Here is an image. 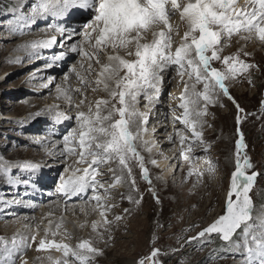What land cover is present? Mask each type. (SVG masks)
Listing matches in <instances>:
<instances>
[{"label":"snow or ice","instance_id":"snow-or-ice-1","mask_svg":"<svg viewBox=\"0 0 264 264\" xmlns=\"http://www.w3.org/2000/svg\"><path fill=\"white\" fill-rule=\"evenodd\" d=\"M25 6L19 5L21 12ZM76 17L83 18L84 22L73 27L70 22ZM49 18L54 22L46 24L44 31H55L62 39L59 40L61 50L51 57L47 66L52 67L65 60L69 53L80 57L77 64L64 74V86H55L57 99L66 101L68 109L60 110L59 105H51L33 116L47 113L53 128L72 119L76 122L75 127L58 142L62 143V148L57 149L54 145L49 150L46 140L34 141L43 146L46 155L54 160L75 157L54 181L55 194L63 201L65 212L68 202L77 198L80 203L73 204V209L78 206L80 212L87 215L86 206H91L98 213L99 219L91 223L92 232L101 240L105 239V233H108V239L112 238L110 230L113 223L123 217L108 218L117 207L109 203L111 191L127 182L131 191L138 192L134 166L140 169V179L151 184L149 169L145 157L137 149V141L146 151H152L153 142L143 137L147 134L150 114L160 102L166 74L173 69L179 78L178 83L183 85L180 96L171 97L179 100L171 109L174 133L181 145L179 158L188 163V176L195 174L197 184L203 183L205 174L215 177L217 165L207 156L210 145L205 146L207 142L203 134L205 125L211 127L206 119L210 115L209 106L217 104L221 95L235 103L228 82L246 77L251 83L250 70L257 68L256 64L242 58L251 55L243 50L244 44L231 55L222 53L231 45L233 38L237 43L258 41L264 45V0H34L30 12L16 18L19 27H10L9 31L13 35L19 31L23 35L24 29L37 20L47 21ZM173 18H178V23H172ZM73 37L81 39L73 41ZM57 42L53 36L20 44L16 51H23L31 58ZM10 62L21 63L22 58L17 56ZM217 63L220 67L215 66ZM73 76L79 87L69 86ZM53 82L54 78L50 77L43 87L49 88ZM89 90L106 95L90 102L86 96ZM74 94L81 97L78 103L74 101ZM141 100L146 101L147 111L140 110ZM85 104L87 111L81 110ZM236 107L238 138L235 140L234 170L230 174L223 214L189 241L206 234H218L230 250L241 253L243 264H264V208L256 213L250 196L259 173L255 171L239 129V113L243 109L238 104ZM73 108L76 109L74 117L68 114ZM260 108L264 114V100ZM177 121L183 125L182 129L175 128ZM197 146L202 148L204 156L193 155ZM197 159L203 160L206 168L194 170L193 161ZM148 163L159 166L155 159ZM47 166L30 160L10 163L0 158V180L10 186L18 187L23 183L26 188L37 190L33 177L38 180V174ZM13 169H19L28 178L21 181L12 175ZM109 174L111 182L101 179ZM89 191L91 195H87ZM131 191L127 200L140 205L142 195L140 199H134ZM149 191L160 203L154 190L149 188ZM129 211L124 209L126 214ZM52 225L53 221L48 220V226L43 229L44 236L39 239V225L31 236L19 232L11 238L0 236V264H16L17 257L20 264H28L23 254L33 246L38 253L50 250L61 253L55 259L47 256L51 264H92L97 256L103 254L91 239H81L75 246L66 242L71 238L66 229L63 233L65 239L57 242L55 237L62 228L63 216L55 223L56 230H52ZM157 227H162L159 221ZM158 255L159 249H153L151 255L142 258L138 264H148L149 261L159 264Z\"/></svg>","mask_w":264,"mask_h":264},{"label":"rangeland","instance_id":"rangeland-1","mask_svg":"<svg viewBox=\"0 0 264 264\" xmlns=\"http://www.w3.org/2000/svg\"><path fill=\"white\" fill-rule=\"evenodd\" d=\"M33 2V0H0V158L6 159L10 163L30 160L32 162L40 161L46 165L49 164L43 170L51 174L50 179L52 184L50 183L51 187L49 189L51 192L55 191L54 181L58 178V174L63 171V167L66 164H71L75 160V157H68L66 160H54L52 157L49 158L46 153L35 154V156L30 154L14 156L10 154L14 148L16 149L21 145L30 149L36 148L38 151L41 150L42 147H36V145L31 144H34L33 142L38 137L45 136L51 137V140L47 143L49 150L54 145L57 149L63 147L62 143L58 142L62 141L63 135L68 130L75 127V120L72 119L69 122H65L59 129L51 126L50 129L53 131H51L52 134L50 135L48 131L39 132L33 127V125H37L35 127H41L47 123L51 124V118L47 113L40 117L33 118V116L37 111H41L51 105H59L60 110L66 111L68 109V104L63 99L56 100L50 98L54 93L53 89L43 92L42 87L48 83L50 77L54 78L52 86H56L58 79L64 80V74L68 72L69 67L77 64L80 57L76 54L69 53L65 59L67 60L65 63L66 66L61 69L63 74L49 76L55 73V71H48L41 74L45 67H40V65H47L49 63L47 61L49 58L42 56V50L38 55L31 58L24 52H22L23 55L20 51H16V46L20 44L51 39L53 37L51 34L55 33L52 32L50 34L47 32L45 34L46 36L42 37L40 32L46 28L47 24L42 20H37L30 27L25 28L23 35L19 34V31L15 35L9 31L10 27H19L16 18L28 14ZM20 4H26L22 12L19 9ZM51 22L53 23L54 21L52 20ZM172 23H178V18H173ZM182 33L183 29L181 28L180 34L182 35ZM39 35L40 37H38ZM35 37L37 38L35 39ZM79 39L81 38L78 37L77 40ZM176 39L178 40V37ZM59 40H61V37L57 38V41ZM57 44L59 45V42ZM57 44L54 47L61 49L60 45L57 46ZM241 44H244L243 50L251 54L250 56L242 58L249 63L257 65L256 69L250 70L251 83L248 82L246 77L229 81L230 95L234 98L235 103L221 95L217 104L209 106L210 115L206 119L211 127L205 125L203 129L204 139L207 142L205 146L210 145L207 156L217 165L215 177L210 178L209 176H205L207 175L205 174V178L204 176L202 177L203 183L197 184L196 175L194 174L189 177V165L186 166L187 162L179 158L178 149L181 148L179 138L175 135L174 130L170 129L173 122L171 109L177 106L179 100L172 99L171 97L175 95L174 97L178 98L183 85L178 83L179 78L173 69L166 74L170 82L165 83L164 94L162 93L160 96V102L162 101L161 103L164 106L161 107L159 105L160 103H158L152 110L147 124V134L143 137L145 140L152 141L154 145L157 144L160 146L159 140L169 139L171 136V143L162 147L166 155L160 151L153 153V150L149 153L137 141V149L145 157L146 166L149 169L151 184L140 179V169L134 166L133 172L136 178L138 192L131 191L127 182L122 185V188L117 186L111 191V200L109 203L116 204L117 207L112 210V213H109L108 218L113 220L116 215L123 217L119 222L113 223L110 230L111 239L107 238L108 233H105V239L101 240L92 232L91 223L94 220H98L99 216L94 211V213H88V209L86 208L87 215L81 213L79 210V212L71 217L75 218L72 219L73 222L62 225V228L55 237L56 240L65 239L63 233L65 229L67 231L68 229L63 226L69 227V230L73 232L71 234L68 231L71 234V238L67 239V241L71 245L75 242L73 243L75 246L81 239L93 240L94 246L103 250V254L95 258L94 264H138L142 258L149 257L153 249H159V255L156 258L159 264H239L236 262H240V258L243 259L241 253H235V250H230L227 243L222 241L218 234H212L210 236L206 234L207 238L203 240V244H200V242L204 237H199L191 241H189V238L197 237V234L203 228L207 227L219 215L223 214L229 178L231 172L234 170L235 140L238 138L237 104L240 109H243L239 113L241 116L239 129L247 145L246 151L251 157L255 171L259 173L250 196L253 199L256 213H259L264 206V114H261L260 108L261 101L264 100V45H261L258 41H249L246 44L243 41L237 43L236 38H233L231 45L224 49L222 55H231L240 48ZM47 51H50V49H47ZM18 54H22L20 56L22 62L11 63L10 57L17 56ZM38 58L44 59L37 60ZM215 66L220 67V64L217 63ZM37 74H40L42 78H36ZM73 84L79 87L74 77L71 78L69 86ZM99 93H102V96L106 95L105 93L103 95V92L93 93L91 90L87 91V97L91 94L87 98L88 101L94 102L93 98H96ZM14 95L18 96L14 100L16 106L8 107L10 103H6L3 100L13 101ZM76 98L78 99L77 101ZM80 98L79 95L74 94L75 102L78 103ZM20 101L23 102V107H18ZM145 103L146 101L142 102L141 100L139 105L141 111H147L144 106ZM81 110L87 111V105L85 104ZM75 111L76 109L73 108L68 114L74 117ZM155 112L160 116L158 114L155 115ZM29 121H32L34 124L31 126L28 125ZM176 124H178L176 129L183 128V125L179 124L178 121ZM29 127L31 129H28ZM160 134L162 135L160 136ZM187 135L190 136L191 134L187 133ZM170 153H172V156L169 158L168 155ZM193 155L201 157L205 153L198 146ZM163 156L167 157L163 158ZM150 159L157 160L159 166L148 163ZM165 160V164L160 165V162ZM84 166L80 165V167ZM193 167L194 170H203L206 168V163L203 160L200 161L197 159L193 161ZM13 171L17 174L15 169ZM104 171L106 172L107 169L105 168ZM106 176L108 177H101V179L111 182L110 174ZM42 177L43 175L40 178L42 179ZM157 177L162 178L157 179ZM206 178L209 181H206ZM5 182L0 180V223L1 221L12 218L22 219L25 213H29L23 212V210H20L21 213L18 216L8 213L11 212L10 208L13 207L12 202L15 201L13 195L19 197L21 200L24 199L21 197V193L17 192V190L24 188L20 185L18 187H11ZM194 184L196 185L195 187H193ZM149 188L154 190L155 196L159 199L160 203L156 202V198L153 197V193L149 191ZM199 190L202 191L198 192ZM130 191L134 199H140L142 195L143 199L140 205L137 206L127 200L126 197ZM23 194H26V192ZM87 195H91V192L89 191ZM201 198L205 200L203 203L200 201ZM75 203L79 204L80 201L77 200ZM42 207V205L37 206L30 211L32 215L39 217L36 218L33 224H36V227L39 225V230L41 231L43 227L42 219L48 217L47 214H43ZM124 209H129V213L126 214ZM38 219L40 221H37ZM157 221H159L162 227H157ZM27 224L30 230L35 231L34 225L30 222ZM45 224L48 226V221ZM81 224L85 226L80 227ZM17 226L15 227L16 231L21 228L20 225ZM15 230L14 232L16 233ZM52 230H56L54 224L52 225ZM8 232H10L9 227L0 226V236L11 238L13 233L7 234ZM40 235L44 236V232ZM69 240L71 241L69 242ZM50 252L55 258L59 254L55 250H50ZM41 253H44V251L38 253L35 251V246H33V248H29L23 255L29 264H51L44 259L45 256L40 255ZM37 257H40V259H37ZM223 259H226V261L222 262ZM16 264H20L19 257L16 258Z\"/></svg>","mask_w":264,"mask_h":264},{"label":"bare ground","instance_id":"bare-ground-1","mask_svg":"<svg viewBox=\"0 0 264 264\" xmlns=\"http://www.w3.org/2000/svg\"><path fill=\"white\" fill-rule=\"evenodd\" d=\"M34 1V0H33ZM17 15V14H16ZM78 19V20H77ZM42 21H45V20H42ZM52 20H51V18H49L47 21H45V23H49V22H51ZM84 22V20H83V18H81V17H76V18H74V20L73 21H71L70 23L72 24V26L73 27H76V26H78V25H80V24H82ZM52 23V22H51ZM47 32H49L50 34L53 32H55V31H44V29H42V31L40 32V34H41V36L42 37H44V36H46L45 34H47ZM37 34V33H36ZM55 34V35H54ZM54 34H51V36H56V38H59V37H61L60 36V34L59 33H54ZM38 37H40V35L38 36ZM37 37H35V39H36ZM77 38L78 37H73V41H76L77 40ZM61 39H62V37H61ZM32 41V40H31ZM29 42V41H28ZM59 42V41H58ZM57 42V43H58ZM26 43V42H25ZM244 43V42H243ZM57 46H59L58 44H57ZM17 47V46H16ZM260 47H262L261 45H260ZM61 49H58V48H55L54 46L52 47V48H50V51H47V49H45V50H42V56L43 57H46L47 56V58H49V60H47L49 63L51 62V57L55 54V53H57V52H59ZM23 51H20V53H22ZM23 54V53H22ZM22 54H18L17 56H21ZM121 54H123V53H121ZM24 55V54H23ZM16 55H14V56H11L10 57V60H14L16 57H17ZM38 57V56H37ZM44 58H38L37 60H43ZM36 61V60H35ZM66 61L67 60H63V61H61V62H58V64H56V65H54V66H52V67H48L47 65L49 64V63H47V65H44V64H42V65H40V67H45V69L42 71V73L41 74H43V73H46V72H48V71H55V73H53V74H51V75H49V76H53V75H55V74H63V71L61 72V69H63V67H65L66 66ZM68 64V63H67ZM43 76V75H42ZM39 77H40V74H37V76H36V78H38L39 79ZM74 77V76H73ZM35 78V79H36ZM40 78H42V77H40ZM75 78V77H74ZM58 83L57 84H63L62 86H64V80L63 79H58V81H57ZM166 82H170L169 81V79L166 77ZM172 82V81H171ZM168 84V83H167ZM53 84H51L50 85V87L49 88H44L43 89V87H42V91L43 92H46V91H49V90H54V93L50 96V98H52V99H56V100H62V99H57V93H56V88H54L55 86H52ZM165 86H166V84H164V87L162 88V91H161V95H162V93L164 94V88H165ZM70 87H72V88H74V87H76V86H74V84L73 85H70ZM90 91V90H89ZM174 93V92H173ZM13 94V93H12ZM92 94V93H91ZM91 94H89V96L91 95ZM78 95V94H77ZM103 95H104V93H103ZM88 96V97H89ZM175 96V95H174ZM87 97V98H88ZM101 98V97H104V96H102V93H99L98 95H97V97L94 99L93 98V100L95 101L97 98ZM16 98H18V96L17 95H14V98H13V101H6L5 99L3 100L4 102H6V103H10L9 105H8V107H15L16 106V103H14V100L16 99ZM26 100V99H25ZM78 99L76 98V101H77ZM142 102H145L144 100H142ZM162 102V101H161ZM161 102H159L160 104V106L162 107V106H164V104L163 103H161ZM87 105V104H86ZM24 105H23V102H21L20 101V104H18V107H23ZM155 111V110H154ZM158 113H156L155 112V115H157ZM158 116H160L159 114H158ZM162 117V116H161ZM32 124H34V123H32V121H29V124L28 125H32ZM45 125V126H44ZM43 126H38V127H35V126H37V125H33V127L37 130V131H39V132H42V131H48V132H51V131H53L52 129H50L51 128V126H52V123L51 124H49V123H47V124H44ZM62 125H64V123H62V124H60V125H58V126H56L55 127V129H59L60 128V126H62ZM166 126V125H165ZM178 126V124H175V128ZM164 127V126H163ZM33 128V129H34ZM28 129H31L30 127L28 128ZM170 129L171 130H174V126H173V122H172V124H171V127H170ZM57 132V131H56ZM45 134V133H44ZM162 134H160V136H161ZM164 137V136H163ZM38 139H42V140H46L47 141V143L51 140V137H48V136H45V137H41V138H39L38 137ZM55 142V141H54ZM57 142V141H56ZM159 143H160V146H158L157 144L156 145H154L153 147H152V152L154 153V152H158V151H160L162 154H165L164 153V151H163V146H166V145H168L169 143H171V139H165V140H159L158 141ZM34 143V142H33ZM31 145H36V147H42L41 148V150H37L36 148H33V149H30V148H26V147H24L23 145H21L20 147H17L16 149L14 148L12 151H11V154L10 155H18V156H21V155H28V154H30V155H34L35 156V154H45V149H44V147L43 146H41V145H38V144H31ZM198 147V146H197ZM165 149V148H164ZM37 150V151H36ZM169 152V151H168ZM197 152V151H196ZM6 155V154H5ZM159 155V154H158ZM166 155V154H165ZM198 155V154H197ZM172 156V153H170L169 155H168V157L170 158ZM49 157V156H48ZM165 157H167V156H163V158H165ZM50 158V157H49ZM176 158V157H175ZM162 159V158H161ZM168 159V158H167ZM200 161H202V160H200ZM37 162H40V161H37ZM165 162H166V160L165 161H163V162H160V165H162V164H165ZM41 163V162H40ZM185 163V162H184ZM49 165V164H48ZM186 166H188V163H186ZM199 168H201V167H199ZM16 171H17V174L16 173H14V171H13V173H12V175L13 176H15V177H17L18 179H20L21 181H23V180H25V179H27L28 177H27V175L26 174H22V173H19L18 174V172H19V169H15ZM43 175V177H42V179L41 178H39L38 180H37V177H33V180L34 181H36V183H37V190H33L31 187H25V185L23 184V183H21L20 184V186H22L24 189H22V190H17V192L18 193H21V197L22 198H24L23 200H21L19 197H17V196H15V195H13V199L15 200L14 202H12L13 203V207L12 208H10V210H11V212H8V213H10V215H16V216H18V214L19 213H21L20 212V210H23V212H29V213H25L22 217V219H19V218H12V219H9V220H4V221H1V223H0V226H2V227H6V228H8L9 227V231L10 232H8L7 234H11V233H13V235L14 234H16V233H22V234H24V235H27V236H30L31 234H33V232H36L37 231V227H36V224H33L34 223V221L36 220V218L38 217H36L35 215H32L31 213H30V211H32V209L33 208H36L37 206H43L42 208H43V210H42V212H43V214L45 215V214H49V213H52V215H48V217H45L44 219H42L43 220V227H42V231L41 230H39V232H38V239L39 238H41V237H43V236H41L40 234L43 232V229L47 226L45 223H47V221L48 220H52L53 221V224L55 225V223H57V222H59L60 221V218L63 216V225L65 224H69V223H71V222H73L72 221V219H75V218H71V217H73V215H75L77 212H79V207L77 206L75 209H73V207H72V205L73 204H76L75 203V201H77L78 199L77 198H73L71 201H69L68 202V206L67 207H69V208H67V211L65 212L64 211V203H63V201H61L59 198H58V196L55 194V191H49V189H50V187H51V185H50V183H51V177H50V175L51 174H49V173H46L44 170H43V172L41 173V174H39V177H41ZM205 176H207L208 177V175H205ZM205 176H204V178H205ZM21 177H22V179H21ZM24 177V178H23ZM108 176H103L102 178H107ZM46 178V179H45ZM203 178V179H204ZM211 178V177H210ZM206 181H209L207 178H206ZM6 183V182H5ZM208 183V182H207ZM52 184V183H51ZM196 184V183H195ZM6 186H7V184H5ZM12 187V186H11ZM16 187V186H15ZM121 188H122V186H120ZM120 188V189H121ZM19 189V188H18ZM202 190H199L198 192H201ZM24 192H26V194H23ZM1 197H3V196H1ZM7 198H9V197H7ZM2 199V198H1ZM6 199V198H5ZM16 200H18V201H16ZM20 200H21V202H20ZM200 201H202V203L205 201L204 200V198H201V200ZM23 202V203H22ZM25 202V203H24ZM198 202V201H197ZM6 203V202H5ZM33 204H35L36 206L35 207H33L32 205ZM76 205H79V204H76ZM199 205V204H198ZM208 206V205H207ZM183 207V206H182ZM86 208L88 209V213L89 212H93V210H92V207H90V206H86ZM166 208V207H165ZM262 208H264V206L262 207ZM261 208V209H262ZM184 209V208H183ZM178 211V210H177ZM189 211V210H188ZM260 212V211H259ZM94 213V212H93ZM112 213V212H111ZM200 214V213H199ZM20 215V214H19ZM84 215V214H83ZM206 215V214H205ZM209 216V215H208ZM25 217V218H24ZM84 217V216H83ZM39 218V217H38ZM99 218V217H98ZM204 219V218H203ZM208 219V218H207ZM37 221H40L39 219L37 220ZM208 221V220H207ZM31 223L32 225H34V230L35 231H33V230H30L29 228H28V224L27 223ZM189 222H191V221H189ZM27 224V227H25L24 228V226ZM15 225V226H14ZM17 225H20L21 226V228L19 229V230H15L16 228V226ZM46 225V226H45ZM123 226V225H122ZM17 227H19V226H17ZM64 228H67L68 229V231H70L69 230V227H67V226H63ZM18 229V228H17ZM14 230L16 231V233L14 232ZM147 231V230H146ZM40 233V234H39ZM70 233L72 234L73 232H72V230L70 231ZM118 233V232H117ZM12 235V236H13ZM81 237V236H80ZM49 238H51L50 236H49ZM205 238H207L206 236L202 239V241L200 242V244H203V240L205 239ZM62 239H60V240H57V242H59V241H61ZM71 240H69V242H70ZM75 241V240H74ZM66 242H68L67 240H66ZM92 242H93V240H92ZM73 243H75V242H73ZM72 243V246H74V244ZM199 244V245H200ZM231 253V252H230ZM235 253H238V252H235ZM40 255H42V256H45V260L46 261H48V263H51L46 257L48 256V255H53L50 251H48V252H44V253H41ZM61 256V253H59L58 255H57V257L56 258H58V257H60ZM41 256V257H42ZM52 258L53 259H55V257H53L52 256ZM225 262L226 261V259H223L222 260V262ZM238 261H239V258H238ZM94 263H95V261H93ZM92 262V264H94ZM151 262L149 261L148 262V264H150ZM232 263V262H231ZM236 263H239V264H243V259H241L240 258V262H236ZM28 264H29V262H28ZM106 264H108V263H106ZM227 264V263H226ZM229 264V263H228Z\"/></svg>","mask_w":264,"mask_h":264},{"label":"trees","instance_id":"trees-1","mask_svg":"<svg viewBox=\"0 0 264 264\" xmlns=\"http://www.w3.org/2000/svg\"><path fill=\"white\" fill-rule=\"evenodd\" d=\"M263 200V199H262Z\"/></svg>","mask_w":264,"mask_h":264}]
</instances>
